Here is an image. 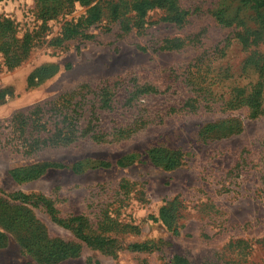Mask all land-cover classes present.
Masks as SVG:
<instances>
[{
	"label": "rangeland",
	"instance_id": "rangeland-1",
	"mask_svg": "<svg viewBox=\"0 0 264 264\" xmlns=\"http://www.w3.org/2000/svg\"><path fill=\"white\" fill-rule=\"evenodd\" d=\"M63 1L43 17L39 0H0L7 57L22 59L8 69L0 51V198L10 202L0 211V264H264V113L253 119L221 102L256 83L258 72L242 68L264 55V22L249 9L237 19V1L231 26L212 13L220 0H181V26L161 8L139 17L129 0H112L117 17L106 4L91 22L101 0ZM175 38L183 46L167 48ZM114 81L112 103H101L109 90L100 87ZM145 83L166 92L141 95ZM67 93L94 130L68 145H18L12 115ZM15 170L30 178L14 179ZM18 192L29 201H12ZM164 207L172 226L156 220Z\"/></svg>",
	"mask_w": 264,
	"mask_h": 264
},
{
	"label": "trees",
	"instance_id": "trees-1",
	"mask_svg": "<svg viewBox=\"0 0 264 264\" xmlns=\"http://www.w3.org/2000/svg\"><path fill=\"white\" fill-rule=\"evenodd\" d=\"M71 3L74 1H80L82 3L88 4L89 1L86 0H69ZM68 1V2H69ZM181 0H129L127 1V8L134 11L137 16H145L150 9L161 8L167 14L166 19L170 23L177 25H182L187 21L189 16V11L182 8L180 4ZM237 1V2H236ZM63 0H39L41 6V15L43 17H49L51 13H56L59 5L64 3ZM236 2L239 4L237 19L239 15L243 14L247 9L253 10L257 18L263 23L264 18V0H220L218 5L213 9L212 13L216 18L226 26H231L234 18L232 19L231 10L232 3ZM108 4L110 6V12L113 18L117 17L120 13L121 5L114 3L112 0H101L97 5L91 7L88 11V20L95 22L101 20L102 16L105 13L104 6ZM243 17V16H242ZM260 34V31H257ZM5 34L2 32L0 35V51H4L6 57L4 58L3 64L8 69H14L22 63L19 55H11V48L8 40H3ZM167 48L175 49L183 46L184 42L175 38L168 42ZM245 47L248 45H256L255 40H245L241 42ZM258 72L256 83L248 84L246 86H235L231 89L230 95L228 98L226 96H221L222 106L227 111H237L246 109L248 111V116L250 118H258L264 113V55L261 53L255 52L251 54L244 62L242 73L244 75L248 74V71ZM225 76H230L225 73ZM106 86L100 87L101 90H109L105 93V98L101 99V103H112L114 99L115 89L118 86L119 82H105ZM135 84V88H136ZM141 95L148 94H164L166 91L151 85V84H142V86H137ZM209 92V93H208ZM132 92L131 94H134ZM211 91H206L205 94H211ZM4 95V94H3ZM3 95H0V99ZM70 96V97H69ZM75 98L74 93H67L55 99L53 102L38 104L36 107L28 111H16L12 117L9 119L10 123H13L14 133L16 137L21 140L18 145L26 148V151H34L39 146H51V145H68L76 142L81 136H84L89 130H94L93 128L83 129L79 122L77 114L78 105L80 100H76L73 104L72 100ZM64 99V100H63ZM204 99H207L204 97ZM211 98H209L210 100ZM61 100L63 102L61 103ZM127 101V100H126ZM212 102H215L214 96L212 97ZM64 103H69L68 105ZM50 104V107L46 108ZM72 106H74L72 108ZM198 107V106H197ZM81 109V107H80ZM57 111L58 114L55 115V119L51 120L47 114L51 111ZM75 116V119H74ZM76 120V121H75ZM91 124V120H88V125ZM231 123H229L230 125ZM237 123H232L229 127H235ZM224 128H228L226 123ZM88 129V130H87ZM95 141H106L107 138L100 136L99 134L90 136ZM116 140V138H113ZM36 147V148H35ZM33 149V150H32ZM14 179H24L30 178L26 170H15L12 172ZM12 201H18L20 205L27 203L29 201V196L18 192L10 196ZM8 200L0 198V211L9 205ZM80 217H75L71 221H80ZM156 220H162L165 225L172 226L170 220H168V208L164 207L160 210V215ZM70 227V226H68ZM75 231V235L83 241H89V238L84 235L80 228L70 227ZM147 246H133L134 249H145ZM57 254V252H56ZM184 261V259H182Z\"/></svg>",
	"mask_w": 264,
	"mask_h": 264
}]
</instances>
